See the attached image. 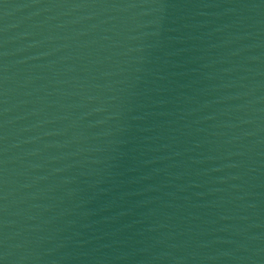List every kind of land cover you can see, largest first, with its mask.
Returning a JSON list of instances; mask_svg holds the SVG:
<instances>
[{
  "label": "water",
  "instance_id": "obj_1",
  "mask_svg": "<svg viewBox=\"0 0 264 264\" xmlns=\"http://www.w3.org/2000/svg\"><path fill=\"white\" fill-rule=\"evenodd\" d=\"M0 264H264V0H0Z\"/></svg>",
  "mask_w": 264,
  "mask_h": 264
}]
</instances>
